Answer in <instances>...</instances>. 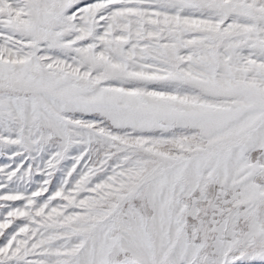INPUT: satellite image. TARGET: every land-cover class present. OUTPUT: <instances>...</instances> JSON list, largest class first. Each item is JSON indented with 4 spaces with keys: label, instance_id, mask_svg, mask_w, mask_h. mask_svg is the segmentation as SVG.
<instances>
[{
    "label": "snow or ice",
    "instance_id": "snow-or-ice-1",
    "mask_svg": "<svg viewBox=\"0 0 264 264\" xmlns=\"http://www.w3.org/2000/svg\"><path fill=\"white\" fill-rule=\"evenodd\" d=\"M0 264H264V0H0Z\"/></svg>",
    "mask_w": 264,
    "mask_h": 264
}]
</instances>
